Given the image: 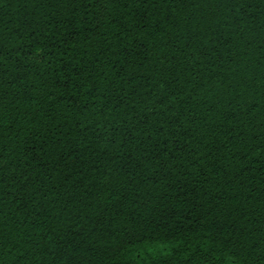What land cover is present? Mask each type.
<instances>
[{"label": "trees", "instance_id": "trees-1", "mask_svg": "<svg viewBox=\"0 0 264 264\" xmlns=\"http://www.w3.org/2000/svg\"><path fill=\"white\" fill-rule=\"evenodd\" d=\"M228 261L264 264V0H0V264Z\"/></svg>", "mask_w": 264, "mask_h": 264}, {"label": "snow or ice", "instance_id": "snow-or-ice-1", "mask_svg": "<svg viewBox=\"0 0 264 264\" xmlns=\"http://www.w3.org/2000/svg\"><path fill=\"white\" fill-rule=\"evenodd\" d=\"M151 245H152V241L149 240V239H147V238H145V241H144L143 246L145 248H148L149 250H151ZM227 264H232V262L231 261H228Z\"/></svg>", "mask_w": 264, "mask_h": 264}]
</instances>
